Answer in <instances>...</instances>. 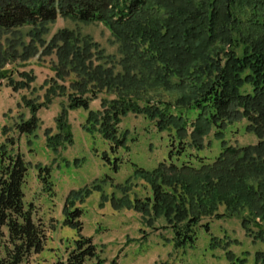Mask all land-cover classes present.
I'll return each mask as SVG.
<instances>
[{
  "label": "trees",
  "instance_id": "1",
  "mask_svg": "<svg viewBox=\"0 0 264 264\" xmlns=\"http://www.w3.org/2000/svg\"><path fill=\"white\" fill-rule=\"evenodd\" d=\"M59 17L104 24L123 55L118 65L107 68L101 62L114 63L115 58L106 57L98 44L75 32L61 31L48 43L47 27ZM23 29L29 32L24 35ZM40 51L43 57L56 56L51 66L55 76L46 83L43 102L40 97L23 98L30 118L20 116L15 125L19 136L37 138L38 113L57 98L68 103L56 119L57 132H45L47 147L57 158L75 143L67 119L70 111L88 112L83 130L92 138L100 135L113 154L127 146L120 126L130 114L145 117L168 135V160L153 170L134 165L124 184L115 186L123 196L103 195L101 207L109 202L114 210H133L155 230V221L163 218L177 250L196 247L199 230L210 232L208 224L202 225L206 219L241 218L247 235L252 224L261 225L257 219L264 221V0H0V87L6 81L15 92L27 89L31 76L24 73L25 81L16 82L6 69L30 61ZM160 91L178 97L168 102ZM101 96V111H92L91 102ZM243 121L258 142L232 146L225 139L228 127ZM8 133L5 128L6 141L0 147V264H28L45 252L47 235L35 217V206L26 202L31 162ZM212 136L221 151L208 162L198 154ZM103 160L118 173V159L113 163L105 153ZM62 162L71 167L69 161ZM82 162L77 159L73 165L80 168ZM39 170L40 180L47 184L52 169ZM108 180L107 176L67 196L63 225L76 230L78 237L55 264H107L93 238L82 235L80 219L87 199L102 192ZM137 180L151 194L131 199ZM221 206L224 213L219 212ZM230 246L212 239L210 249L222 247L228 262L246 264L229 251ZM255 261L264 264V253Z\"/></svg>",
  "mask_w": 264,
  "mask_h": 264
},
{
  "label": "rangeland",
  "instance_id": "2",
  "mask_svg": "<svg viewBox=\"0 0 264 264\" xmlns=\"http://www.w3.org/2000/svg\"><path fill=\"white\" fill-rule=\"evenodd\" d=\"M47 28L49 32L44 39L48 43L64 30L75 32L81 38H90L98 44L99 51L104 52L106 57L115 58L114 63L101 62L107 68L118 65L117 61L123 57L119 45L114 42L110 30L104 24H84L59 17ZM28 32L29 29L22 30L24 35ZM5 39L6 37L2 38V44ZM26 41L29 39L26 38ZM41 53L42 51L26 63L16 62L6 69L13 72V80L16 82L25 81L22 76L24 73L31 76L33 81L27 89L15 92L6 81L0 87V147L6 141L3 134L6 128L9 130L8 136L17 140L27 161L31 162L30 176L25 186L26 202L35 206V217L47 235L45 252L34 256L28 264H55L65 257L66 247L78 237L76 230L63 225L67 196L71 191L92 185L107 176L111 180L102 184V192H94L87 199L84 204V216L80 219L83 224L82 235L93 238L107 264L113 261L117 264H231L227 261L222 247L210 249L212 239L230 243L229 251L236 258L245 259L246 264H257L255 261L257 254L264 253V239L259 238L264 237L262 220L257 219V223L261 225L257 227L252 224L250 226L252 233L247 235L242 228L241 218L206 219L202 225L208 224L210 232L207 233L203 228L199 230L196 247L177 250L173 242V232L166 228L163 218L155 221V230L146 225V219L140 213L128 209L114 210L109 202L103 207L100 206L103 195L108 198L113 194L117 198L123 196L115 186L124 184L133 174L134 165L153 170L168 160L170 141L167 133H159L154 123L145 117L130 114L123 120L120 133L127 137V146L117 150L116 154L110 151L109 144L100 135L92 138L83 130L82 127L88 117V112L84 110L70 111L67 115L74 135V146L63 151L59 158L51 152L47 147L45 132L47 130L57 132L56 119L68 103L66 98L55 99L48 108L38 113L40 129L37 138L19 136L15 125L19 123L20 116L30 118L29 110L23 106V98L40 97V102H43L46 83L55 76L51 66L57 61L56 56L43 57ZM117 72H121L119 66ZM35 89L36 92L33 93ZM160 92L162 99L168 102H175L178 97L177 93ZM101 98L102 96L91 102L92 111H101ZM246 127V121L230 125L226 132V141L238 147L256 145L257 138L247 133ZM29 141H32L30 142L32 147L29 146ZM207 142L209 146L198 156L211 162L219 155L221 146L213 136ZM105 153L111 162L115 163L117 159L120 161L118 173L104 162ZM77 159L84 161L80 168L73 165ZM63 160L69 161L71 167L63 165ZM39 167L52 169L47 184L39 178ZM133 183L137 186L130 193L131 199L151 194L149 190L144 189L141 180ZM219 212H225L224 206L220 207Z\"/></svg>",
  "mask_w": 264,
  "mask_h": 264
}]
</instances>
